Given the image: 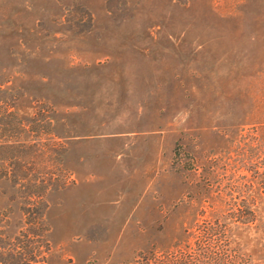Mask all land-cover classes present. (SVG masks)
Instances as JSON below:
<instances>
[{"label": "rangeland", "instance_id": "374dc122", "mask_svg": "<svg viewBox=\"0 0 264 264\" xmlns=\"http://www.w3.org/2000/svg\"><path fill=\"white\" fill-rule=\"evenodd\" d=\"M43 206L48 264H264V0H0V239Z\"/></svg>", "mask_w": 264, "mask_h": 264}, {"label": "trees", "instance_id": "16d2710c", "mask_svg": "<svg viewBox=\"0 0 264 264\" xmlns=\"http://www.w3.org/2000/svg\"><path fill=\"white\" fill-rule=\"evenodd\" d=\"M174 153L175 156L181 154L179 149H175ZM45 207L36 210L18 235L0 239V264H48L50 245L47 239L48 226L43 217ZM238 211L251 213L247 206ZM214 215L217 214L213 212ZM188 234L195 235L197 239H204L207 244L202 248L206 260H200V255H197L187 264H237L238 260H234L236 252L230 246V226L227 222H222L218 215L193 226ZM240 262L245 264L241 258Z\"/></svg>", "mask_w": 264, "mask_h": 264}]
</instances>
